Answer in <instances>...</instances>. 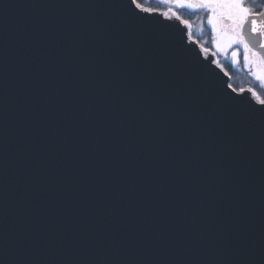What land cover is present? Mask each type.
<instances>
[{
	"label": "water",
	"instance_id": "95a60500",
	"mask_svg": "<svg viewBox=\"0 0 264 264\" xmlns=\"http://www.w3.org/2000/svg\"><path fill=\"white\" fill-rule=\"evenodd\" d=\"M186 33L129 0H0V238L38 240L4 264H205L168 241L264 232V108Z\"/></svg>",
	"mask_w": 264,
	"mask_h": 264
},
{
	"label": "snow or ice",
	"instance_id": "6c2138e0",
	"mask_svg": "<svg viewBox=\"0 0 264 264\" xmlns=\"http://www.w3.org/2000/svg\"><path fill=\"white\" fill-rule=\"evenodd\" d=\"M173 7L167 11L159 12L168 20L179 21L187 29V40L193 42V26L191 22L181 15L183 10L204 13L207 26L214 36V46L218 51L229 48L244 49V64H254L253 72L260 87L264 88V0H163ZM156 9L145 7L141 0H129V14L135 12L152 14ZM203 24L201 30H203ZM201 54L209 53V48L201 46ZM213 56L216 53H212ZM207 58V57H206ZM254 58V59H251ZM238 52L233 51L232 63L238 64ZM216 67L227 76L228 72L219 60H214ZM237 95H243L245 89H236L231 83L228 84ZM252 99L264 108V95L255 88H248ZM225 135L231 140L236 137L243 138V134L236 129H227ZM38 240L36 237L19 236L9 241L0 238V264H4L7 252L16 255H24L36 250ZM131 240L122 244L119 248L106 249V251H132ZM144 243L148 241L145 239ZM170 251L175 253L195 252L203 257L205 264H264V232L259 236L249 232L243 227H234L227 233L209 229L201 238L193 237L190 233L175 236L168 241ZM141 251H149L143 247Z\"/></svg>",
	"mask_w": 264,
	"mask_h": 264
},
{
	"label": "trees",
	"instance_id": "16d2710c",
	"mask_svg": "<svg viewBox=\"0 0 264 264\" xmlns=\"http://www.w3.org/2000/svg\"><path fill=\"white\" fill-rule=\"evenodd\" d=\"M141 2L144 5H147L149 8H154V4L158 3L157 0H141ZM145 2H146V4H145ZM181 15L183 16L184 19H187L191 23H194L193 22L194 18H196V16H197V19H198V16L200 14H199V12H191L188 10H183L181 12ZM208 36H210V35H208ZM223 65H224L225 70L228 72L229 76L231 77V84L236 89H238V90L241 88L247 89L250 87L255 88V89H260L259 83L257 81H255L252 77H249L246 72H243L241 69L236 68L231 62L223 64Z\"/></svg>",
	"mask_w": 264,
	"mask_h": 264
},
{
	"label": "flooded vegetation",
	"instance_id": "af4514ba",
	"mask_svg": "<svg viewBox=\"0 0 264 264\" xmlns=\"http://www.w3.org/2000/svg\"><path fill=\"white\" fill-rule=\"evenodd\" d=\"M157 1H158V3L154 4V8H151V9H156V10H158V12H162V11H167L169 8L173 7L171 4L164 3L163 0H157ZM145 4H146V2H145ZM145 7H148V6L145 5ZM199 14L200 15L198 16V19L196 16V18H194V20H193L194 23H191L193 26V33H194L193 34V40L198 42L201 46L209 48V51H212L211 50L212 49L211 48V46H212L211 42L214 45V36L211 34V38H208V34H209V32H211V29L209 26L204 24L206 22V17L204 15V13L199 12ZM200 24H203V26H204L203 30L200 29L201 28L199 26ZM237 50H239V57H242V55L240 56L241 52L243 51L242 47L237 49ZM252 59H254V58H252ZM216 60H219L222 64L230 63L229 60H225L223 57H221L219 55H217Z\"/></svg>",
	"mask_w": 264,
	"mask_h": 264
},
{
	"label": "rangeland",
	"instance_id": "374dc122",
	"mask_svg": "<svg viewBox=\"0 0 264 264\" xmlns=\"http://www.w3.org/2000/svg\"><path fill=\"white\" fill-rule=\"evenodd\" d=\"M204 24L207 25V23L205 22ZM200 27L202 26V24L199 25ZM201 29V28H200ZM208 29V28H207ZM211 29V28H210ZM206 34V33H205ZM211 34L213 35V32L211 30V32H209L208 35L211 36ZM212 48L214 49V52L217 53L218 55H221L225 60H229L230 62H232V53L233 51H237L238 52V59H239V63L238 64H233L236 68L241 69L243 72H246L248 74L249 77H252L255 81H257L253 75V72L256 70V66L254 64L250 65V66H245L244 64V49L241 52L240 56L242 55V57H239V50H237L236 48H229L225 51H218L217 48L212 44ZM252 59V58H251ZM258 82V81H257ZM259 83V82H258ZM260 87V84H259ZM261 95H264V88L260 89H256Z\"/></svg>",
	"mask_w": 264,
	"mask_h": 264
}]
</instances>
